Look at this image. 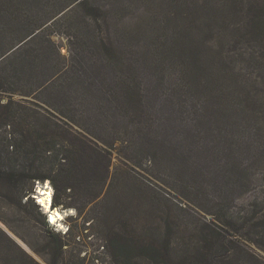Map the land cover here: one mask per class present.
<instances>
[{
	"label": "trees",
	"instance_id": "trees-1",
	"mask_svg": "<svg viewBox=\"0 0 264 264\" xmlns=\"http://www.w3.org/2000/svg\"><path fill=\"white\" fill-rule=\"evenodd\" d=\"M179 9L185 20L204 12L211 14L214 24L223 26L218 32L211 27L209 42H230L229 33L239 32L237 40L264 44V0H0L1 203L17 214L28 205L43 214L34 195L39 183L50 180L56 189L52 206L80 210L101 201L116 151L124 165L143 164L133 155H150L152 127L146 122V94L139 82L116 75L118 67L131 66L132 57L119 54L110 31L117 22L140 13L145 18L150 13L153 20L161 15L160 26L169 29L167 23L177 20ZM150 22L137 25L138 31L132 27L127 31L137 44H142L140 33L153 34L156 44H165L164 51L156 46L155 55L159 64L167 65L164 73L173 65L169 72L174 71L183 88L200 91L218 83L222 95L227 93L223 84L230 91L236 84L248 83L241 79L245 68H238L225 47L211 68H206L214 79L205 82L200 74L204 66L193 62L192 51L185 45L194 36L190 24L185 21L178 30L165 34L150 28ZM57 36L68 41V56L62 55ZM250 59H262L264 71V45ZM231 110L261 123L264 108L257 95H237L223 109L225 115H231ZM246 135H253V130L243 128L239 137ZM261 141L253 147L252 158L241 162L246 180L240 192L251 188L247 178L254 175L253 169L264 167V138ZM230 154L236 158L234 152ZM125 180L120 176L116 186L120 188ZM227 185V202L214 199L207 210L211 219L199 223L194 231L182 229L180 218L165 208L160 212L167 217L161 218L157 235L137 233L127 225L104 233V250L112 264H243L245 258L255 257L248 244H264L260 237L264 234V202L243 214L232 213L237 188L230 182ZM150 191L145 195L150 200L147 205L160 207L165 196ZM71 196L70 201L65 199ZM0 221L45 264H76L80 259L82 250L70 249V239L80 234L71 228L63 233L46 221L41 244L20 232L11 218L0 214ZM0 264L42 263L0 227Z\"/></svg>",
	"mask_w": 264,
	"mask_h": 264
},
{
	"label": "rangeland",
	"instance_id": "rangeland-1",
	"mask_svg": "<svg viewBox=\"0 0 264 264\" xmlns=\"http://www.w3.org/2000/svg\"><path fill=\"white\" fill-rule=\"evenodd\" d=\"M181 12L182 9H179L177 20L167 23L169 29L164 30L160 26L163 20L161 15L153 20L150 13L146 18L140 13L138 16L134 15L117 22L110 31L118 42L116 46L119 48V54L132 57L131 66L125 69L118 67L116 75L139 82L146 94V122L149 120L152 127L150 128L152 138L148 144L150 155H133L143 163L140 167L136 165L133 167L118 161L116 151L111 165V177L103 189L98 204L80 210L75 207H59L62 211H69V215L63 221L64 228L60 230L64 233L71 228V232L80 234L75 240L70 239L72 243L70 249L82 250L76 264H112V258L106 253L107 250H104L107 245L104 233L113 228L121 230L127 225L129 230L137 233L153 232L157 235L156 229L160 227L161 218L167 217L166 213L160 212L165 208L180 218L182 229L196 230L199 223L211 219L212 216L207 210L213 205L214 199L221 204L227 202L229 182L237 188L231 205L232 213L243 214L257 202H264V167L253 169L254 175L247 178L250 183L252 181L248 191H238L246 180V173L240 166L252 158L253 147H258L262 142L261 138H264V129L258 130L264 126V110L260 115L261 123L252 116L241 118L235 114V110L230 111L231 115H225L226 112L223 111L230 99L237 95H257L264 108V71H261L260 65L262 59L257 62L251 59L249 61L250 54L257 56V52L264 44L246 38L237 40L239 32L229 33L230 42L214 44L207 41L211 36V27L214 26L217 32L223 31L224 28L213 23L209 17L211 14L208 16L202 12L195 14L193 20H185L180 17ZM197 18L198 22L194 23ZM147 21H152L148 24L150 28L153 26L159 33L166 31L165 34L178 30L185 21L187 25L190 24L194 36L189 39L190 44L185 45L192 51L193 62L204 66L205 69L200 74L203 75L202 79L205 82L209 83L214 79L206 68H211L219 58L218 51L225 47L228 54L231 52L238 68H245L241 79L245 78L248 83H243L242 86L236 84L229 91L225 84L221 85L223 83L221 80L219 83L222 89L227 91L222 95L218 83L215 86L203 87L200 91H197V88L195 90L191 87L183 88L174 71L171 74L169 72L173 65L164 73V67L167 65L159 64V58L155 55L156 46L161 45L164 51L165 44H156L153 34L147 37L141 33L139 38L142 44H137V39L127 31L131 27L138 31L139 24L145 25ZM136 31L134 35L137 34ZM217 32L214 30L215 34ZM55 39L61 47L62 55L68 56V41L59 36ZM244 58L245 65L242 62ZM254 82L257 85H254ZM243 128L253 130V135L239 137ZM231 152L235 153L236 158L231 157ZM133 160L136 162V159ZM120 176L126 180L119 188L116 184ZM48 182L53 187L55 196L56 189L50 180L45 184ZM150 188L153 189L151 193L157 192L167 198V201L165 198L163 201L160 200L164 207H161V204L160 207L154 204L147 205L146 201L150 200L148 198L146 200L145 195ZM66 195L71 194L68 192ZM65 199L70 201L72 196ZM8 206L0 202V214L11 218L16 222L20 232L34 237L42 244L46 236L44 223L48 222V215L43 211V214H40L32 205H28L20 214ZM0 227L7 231L2 224ZM57 230L60 231L59 228ZM130 234L133 235V232ZM260 237L264 238V234ZM17 242L39 262L45 264L20 238ZM248 245L255 257L245 258L243 264H264V244Z\"/></svg>",
	"mask_w": 264,
	"mask_h": 264
},
{
	"label": "bare ground",
	"instance_id": "bare-ground-1",
	"mask_svg": "<svg viewBox=\"0 0 264 264\" xmlns=\"http://www.w3.org/2000/svg\"><path fill=\"white\" fill-rule=\"evenodd\" d=\"M40 192V193H39ZM53 193L54 189L48 182L47 184L45 183H39L37 187V192H36V197L35 199L37 200L38 204L41 206L43 212L48 215V223L50 225H53L57 228H64L63 221L64 219L69 215V211H62L58 207L53 208ZM38 195V199H37ZM52 202V204H51ZM52 206V207H51ZM72 210V209H69ZM62 232V230H60ZM66 233V232H64Z\"/></svg>",
	"mask_w": 264,
	"mask_h": 264
},
{
	"label": "water",
	"instance_id": "water-1",
	"mask_svg": "<svg viewBox=\"0 0 264 264\" xmlns=\"http://www.w3.org/2000/svg\"><path fill=\"white\" fill-rule=\"evenodd\" d=\"M37 186H38V185H37ZM53 208L55 209V208H57V207H53ZM0 224H2V226H4V227L6 228L7 232H9V234L11 233V231L8 230V228H7L3 223L0 222ZM11 235L13 236V238H14L15 240L18 241V238H16V236H14V234L11 233ZM12 236H11V237H12Z\"/></svg>",
	"mask_w": 264,
	"mask_h": 264
},
{
	"label": "clouds",
	"instance_id": "clouds-1",
	"mask_svg": "<svg viewBox=\"0 0 264 264\" xmlns=\"http://www.w3.org/2000/svg\"><path fill=\"white\" fill-rule=\"evenodd\" d=\"M38 187V186H37ZM36 191H37V189H36ZM53 200H54V194H53ZM56 228V227H55ZM56 230H57V228H56Z\"/></svg>",
	"mask_w": 264,
	"mask_h": 264
}]
</instances>
